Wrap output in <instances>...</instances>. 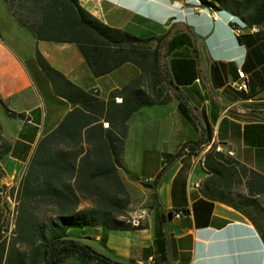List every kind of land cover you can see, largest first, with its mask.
Instances as JSON below:
<instances>
[{
    "label": "crops",
    "instance_id": "obj_1",
    "mask_svg": "<svg viewBox=\"0 0 264 264\" xmlns=\"http://www.w3.org/2000/svg\"><path fill=\"white\" fill-rule=\"evenodd\" d=\"M78 1L104 24L137 38L158 37L170 28L178 31L176 47L166 60L169 78L193 112L203 114L211 128V142L196 155L187 150L179 155L198 134L195 126L181 118L167 76L153 68L151 57L145 71L125 63L94 77L75 44L37 40L20 27L15 31L18 40H12L0 23V127L1 135L15 146L14 155L4 159L25 163L27 146L32 149L73 108L61 95L69 94V85L57 80L59 93L54 91L38 65L37 52L68 82L82 91H93L103 101L112 91L141 78V88L156 102L128 121L124 163L133 177L150 179L143 228L110 231L105 247L100 243V228L72 230V236L112 260L142 264L150 257L143 250L154 252V216L159 206L165 214L162 233L169 264H264V241L252 221L238 210L207 198L201 190L208 176L203 161L212 145L264 176V120L250 115L254 111V116L264 117V37L259 29L243 28L235 36L232 22L240 21H232L225 12L213 21L211 11L198 0ZM147 14L154 19L150 24L143 18ZM154 46L152 42L151 49ZM238 71L246 75V91L232 87ZM115 102L120 103L121 98L116 97ZM11 112L15 118L9 116ZM163 168L162 178L152 189L150 185ZM15 173L13 168L9 175ZM242 192H247L244 187ZM88 206L82 202L80 208ZM179 211L183 213L176 217ZM64 264L76 263L68 260Z\"/></svg>",
    "mask_w": 264,
    "mask_h": 264
},
{
    "label": "trees",
    "instance_id": "obj_2",
    "mask_svg": "<svg viewBox=\"0 0 264 264\" xmlns=\"http://www.w3.org/2000/svg\"><path fill=\"white\" fill-rule=\"evenodd\" d=\"M2 1L17 26L35 39L75 44L94 77L108 74L125 63L136 64L145 71L151 57L153 68L167 76L165 80L172 87L181 118L195 126L198 134L196 140L183 146L179 155L184 150L196 155L210 144L212 132L203 114L193 112L188 99L169 78L166 60L176 47L177 30L170 28L164 35L141 39L104 24L83 9L78 0ZM198 2L210 11L228 13L244 28H258L264 37V0ZM152 42H155L153 49ZM36 60L56 93H59L57 80L69 85V94H60L73 108L32 149L27 146L25 168L17 187L10 192L15 199L10 235H7L8 206L0 189V264H64L68 260L76 264H137L134 260L122 263L110 259L74 238L72 230L100 228V243L105 247L108 232L143 228L138 221L134 226L130 220L133 197L124 176L138 178L126 169L124 151L128 121L156 101L141 88V78L112 91L107 101L100 100L93 91H82L68 82L38 52ZM116 97L121 98L120 103L115 102ZM254 113L251 111L250 115L264 120ZM9 116L16 115L11 112ZM14 147L1 135L0 127V162L14 155ZM203 163L208 173L201 184L204 196L244 214L264 241V202L260 199L264 197V176L217 150L215 145L206 152ZM164 171L165 168L150 185L152 189ZM242 185L245 194L237 192ZM82 202H88L89 206L80 208ZM164 221L162 209L155 207L154 252L143 250L152 260L147 258L142 264H169L162 233Z\"/></svg>",
    "mask_w": 264,
    "mask_h": 264
},
{
    "label": "rangeland",
    "instance_id": "obj_3",
    "mask_svg": "<svg viewBox=\"0 0 264 264\" xmlns=\"http://www.w3.org/2000/svg\"><path fill=\"white\" fill-rule=\"evenodd\" d=\"M140 5H143V3H139V6ZM143 18L148 24L151 23L150 22L151 20H154L148 14L143 15ZM0 23H1L2 29H5L7 33L9 32L11 39L14 40L16 37L15 31L18 29V26L14 18L11 16V13L8 10L7 5L2 0H0ZM18 30L20 31V29ZM11 39L9 37H6L7 41H10ZM12 40H11V43H12ZM16 40H18L17 37H16ZM5 120L6 122L9 121L8 119H5ZM13 168H16V173L13 177H11L9 175V172ZM24 168H25V163H20L18 165L16 164V162L12 160H4L0 162V189H1V194H2V200L8 206L6 209L7 220H8L7 235H10L11 230L13 229V219H14V210H15V199L12 197V194L10 192H11V189L17 187ZM124 180L127 186L129 187L132 193V197H133V202H132L131 212H130V220L136 219L139 221V224L141 225L142 216L143 218H145L147 214V211H144V213L142 212L148 207L146 203V189L149 188V186L147 185L148 183H145L143 181L144 178H141L138 181H133V180L131 181L130 179H127V178ZM242 188H243V185L238 187L237 192L239 194H245L244 192H242ZM260 199L264 202V197L260 196Z\"/></svg>",
    "mask_w": 264,
    "mask_h": 264
},
{
    "label": "built area",
    "instance_id": "obj_4",
    "mask_svg": "<svg viewBox=\"0 0 264 264\" xmlns=\"http://www.w3.org/2000/svg\"><path fill=\"white\" fill-rule=\"evenodd\" d=\"M219 14L220 12L218 11H211V17H212V20L213 21H217L219 19ZM230 18L232 19L233 21V16H230ZM234 26H232V33L235 35V36H239L241 33H242V29L244 28V24H237L236 22H232ZM235 24H237L235 26ZM238 74V80L233 82L232 83V87L237 89V90H247V78H246V75L243 71H238L237 72ZM145 183H149L150 182V179H147L145 178L143 180ZM182 211H179L178 213H176V217H180L182 215ZM131 223L134 225V226H137V222H135V220L133 219L131 221ZM152 258L149 257L148 258V261H151Z\"/></svg>",
    "mask_w": 264,
    "mask_h": 264
}]
</instances>
